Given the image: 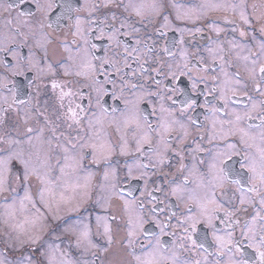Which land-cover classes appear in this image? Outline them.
Instances as JSON below:
<instances>
[{
	"label": "snow or ice",
	"instance_id": "snow-or-ice-1",
	"mask_svg": "<svg viewBox=\"0 0 264 264\" xmlns=\"http://www.w3.org/2000/svg\"><path fill=\"white\" fill-rule=\"evenodd\" d=\"M32 2L34 13H18L13 18L11 10L17 5L10 0H0V51H11L9 45H15L18 38L28 40L29 34L32 37L39 35L45 44L54 43L47 31L52 27L48 24L52 3L49 0ZM113 2L104 0V7ZM97 7L96 3L85 0L84 5L75 10L88 15L83 18L78 15L75 30L69 29L72 46L64 41L58 45L69 53L66 58L61 57L55 63L48 62L49 50L38 41V46L44 48L45 57L43 61H31V67L37 73L36 79L46 75L56 77L61 72L64 77L75 78L62 82L52 80L56 104L51 106V111L47 101L41 105L36 99L33 103L31 95L26 100L21 99L16 89H8V84L4 82L6 78L0 77V88L11 92V98L0 93V122H6L14 113L17 131L35 149L36 157L35 163L32 162V153L28 160H24L11 150V146L21 143L19 139L7 134L0 137V143L9 146L7 155L0 157V195L8 193L12 200L11 204L5 202V212L0 214V222L6 226L7 241L23 244L36 243L39 239L38 235H30L10 223L17 204L13 195L16 192L15 183L25 189V195L19 200L20 208L23 209L25 201H29L35 210L30 221L33 229L42 225L47 214L55 219L63 208L78 212L84 204L93 200L95 194L94 206L98 205L103 213L96 216L95 228L103 243L93 242L92 226L83 220L65 229L76 237V246L83 249V254L92 252V260L83 264H97V261L99 264H264V38L256 42V52L248 48L247 55L237 54L235 60H229L228 55L234 49L242 51L245 46L231 40L227 42L230 45L227 54L223 46L207 49L211 62L203 56L193 62L182 51L183 64H167L158 72L173 80L187 76L193 93L200 91L199 85L204 84V95L212 96L214 102L206 99L198 104L191 96L185 95L177 106L173 96L165 95L159 88L155 92L145 91L143 85H128L122 77L117 94V81L106 74L108 68L105 67L110 65L119 72L117 63L105 58L97 67L94 63L96 58L92 55L95 45L91 44L85 31V26L91 31V17ZM163 7L160 0H140L139 3L129 0L123 4L129 17L135 15L141 25L152 24L155 17L161 16ZM245 7L244 0H240L239 4L227 0L222 3L205 0L198 7L177 12L176 20L198 21L208 11L236 13L239 10L243 25L250 26L251 21L243 11ZM67 11H72L71 4L67 6ZM113 19L117 17L114 15ZM224 19L227 20V17ZM260 20L259 30L264 37V13ZM155 23L160 28H170L172 22L168 16H163ZM135 24L136 21L125 17L119 27H113V34L108 39L114 40L121 29L128 30L124 35H138L141 28ZM207 27L217 36L222 31L215 21ZM25 28L27 32L22 31ZM179 30L183 33L187 29ZM195 30L201 31L200 28ZM232 31L235 32L236 28ZM245 35L246 30L240 32V36ZM140 43L137 38L136 44ZM179 43L183 44V39ZM137 50L134 47L132 52ZM125 52L128 56L132 54L127 52V47ZM124 59L127 66V56ZM217 62L220 64L219 73L208 77L210 70L216 71L212 65ZM226 64L236 71H226ZM194 72L204 75H194ZM97 76H103V80L97 79ZM109 84L112 85L113 98L123 100V108L114 107L109 111L101 102L109 91ZM138 89L141 90L139 94ZM128 90L131 94L125 96ZM170 91L179 93L175 88ZM156 96L160 98V106L158 109L153 107L150 120L140 104L145 98ZM237 97L246 100L239 110L232 107L240 103ZM196 107L206 109L207 127L196 123L189 115ZM192 128L199 134V140L192 135ZM38 144L47 145L43 154ZM117 154L132 160H126L123 167H113L110 161ZM53 155L60 173L56 181L50 178ZM89 155V164L105 166L97 183L93 182L96 174L87 170L84 163ZM13 158L21 159L24 167L22 176L12 175L10 162ZM173 168L175 171H171ZM125 170L126 176L121 177L120 172ZM149 172L163 177V184L157 185L155 191L166 189V198L175 201L176 210L170 211L164 220L160 219L157 211V205L162 201L157 200V205L148 208L143 192L140 197L133 195L136 189L131 179H145L147 184ZM33 177L40 184L38 195L44 212L32 201L28 185ZM121 179L129 180L127 192L120 187ZM153 224L158 231H150L146 227ZM201 227L206 231H200ZM164 236L171 237L170 243L162 240ZM209 236L214 246L213 253H208L205 247ZM114 245L130 259L110 261L108 254ZM41 255L46 264H71L66 260L67 253L58 247H50ZM0 264H9V261L0 258ZM17 264H34L32 255L21 253ZM75 264L81 262L76 261Z\"/></svg>",
	"mask_w": 264,
	"mask_h": 264
},
{
	"label": "flooded vegetation",
	"instance_id": "flooded-vegetation-1",
	"mask_svg": "<svg viewBox=\"0 0 264 264\" xmlns=\"http://www.w3.org/2000/svg\"><path fill=\"white\" fill-rule=\"evenodd\" d=\"M11 3L17 5L13 10H11V17H17L18 13H24L28 15L35 12V6L32 0H10ZM52 3V9L48 14V24H51L52 27L47 28V31L51 34V38L54 43L51 45L45 44L39 35L32 37L29 34V39L24 40L23 38H18L15 45H9L11 51H0V77L6 78L4 82L8 84V89H16L20 93L21 99H28L31 95L33 97V103L36 102V99H39L41 105L45 101L48 102L51 106H55V95L51 88V82L53 79L58 82H62L65 79L74 80L73 77H64L62 72L59 76L53 77L51 75H46L41 79H36V71L31 67V61L33 59L43 61L45 57L44 48L38 46V41L41 44H44V47L48 48V62L55 63L61 57L66 58L69 53L64 52L62 47H58L61 41H64L71 45V36L69 29L75 30V24L77 16L87 17V13H77L75 10L84 5L85 0H49ZM89 2H94L97 4V10L92 14V24L91 31L87 30L85 26V31L87 38L90 40L91 44L95 45V48L92 49V55L96 58L94 63L99 67L100 61L107 58L109 60H114L117 63L120 71L117 72L115 68L110 65H106L108 68V73L111 78L117 81L116 92L119 95L120 92V79L121 77L126 81L128 85H143V90L155 92L157 88L160 89L165 95H172L176 105L179 106L180 101L184 99L185 95L191 96L193 100H196L198 104H202L207 99L208 101H213L212 96H205L204 89L205 85L200 84L197 93L191 91V81L187 76H183L180 79L173 80L170 76L166 77L163 73H159L158 70L165 68L167 64H183L184 60L181 58L182 51L186 52L187 59L195 62V59H198L200 56H203L205 60L211 62V57L207 52L209 47L213 49H218L220 46H223L225 53H228L230 45L228 41H233L236 44L245 46L244 49H234L230 55H228L229 60H235L237 54L247 55L248 48H251L253 52L257 51L255 47L256 42H259L262 38L260 32L261 24V14L264 13V0H244L246 7L243 9L245 14L251 21V25H243L242 21L239 19V10L236 13L231 11L225 12L222 10L208 11L206 16L198 21L194 20H176L177 12H186L190 8L198 7L200 4L204 3L205 0H160V3L163 4L161 10V16L155 17L152 24L141 25L139 20L135 15L129 17V14L124 11L123 4L129 2V0H114L113 3L109 4L108 7H104V0H89ZM134 2L139 3L140 0H134ZM212 3H222L224 0H208ZM230 3L239 4L240 0H227ZM71 4L72 11H67V6ZM175 6V7H174ZM116 16L117 19H113V16ZM163 16H168L171 23L170 28H160V25L155 23V20H161ZM125 17L129 18V21H136L135 26L141 28V32L137 34L124 35L127 29H121L120 34L115 36L114 40H109L108 37L113 34V27H119L120 23L125 20ZM227 17V20L224 19ZM215 21L217 26L222 29L219 36L210 30L207 25ZM200 28L201 31L197 32L195 29ZM236 28V31L233 32L232 29ZM159 29V31H156ZM179 29H187L183 33ZM247 31V35L240 36L241 31ZM22 31L27 32L28 29L25 28ZM255 37V41L253 40ZM139 38L141 43L136 44V40ZM183 39L184 43L180 44L179 41ZM117 41L119 44H117ZM83 44V41H80ZM74 47V46H73ZM125 47H127V52L132 53L130 56L125 52ZM137 48L136 52H132L133 48ZM74 54V53H73ZM125 56H127V66L125 65ZM43 67L44 64L42 63ZM212 67L216 71H209L208 77L217 75L220 71V64L217 62L213 64ZM225 70L229 72H234L236 69L229 65H225ZM166 70V69H165ZM194 75L203 76L204 73H195ZM97 79L103 80V76H97ZM159 81V84H157ZM211 81L209 80L208 88H211ZM109 89L107 95L102 97L101 102L104 104V107L111 111L112 108H123V100L116 99L112 96V85H107ZM178 89L179 93L174 94L170 89ZM37 90H39V95L37 96ZM140 89L137 90V94L140 93ZM0 93L8 95L11 98V92L5 91L3 88H0ZM130 90L125 91V96H130ZM240 103L232 105L236 109H242L246 100L242 97H237ZM168 104H171L172 101H167ZM84 104L87 105V100L84 101ZM160 98L159 96L145 98L140 107L144 111L145 115L152 119V110L153 107L159 108ZM196 123L204 125L207 127V121L205 120L206 109L196 107L193 111L189 113ZM17 117L13 113L11 114L6 122H0V137H5L7 134L14 139H19L21 143L11 146V150L14 153H18L20 157L24 160L29 159V154L32 153V162H36L35 149L32 145H29L23 136L17 131L16 125ZM63 130V129H62ZM192 135L199 140V134L196 132L195 128L191 129ZM75 135V133H73ZM48 133L45 134V140L47 139ZM113 139H115V134L113 132ZM191 140V137L189 138ZM35 142V141H34ZM42 149L41 154H43V149L47 148V145H37ZM194 147V145H189ZM207 146V144H205ZM9 146L4 143H0V155L7 154L6 149ZM90 155L88 159L85 160V165L87 170L92 171L96 174V179L93 181L97 183L99 178L102 176L104 165L101 164L91 165L89 164ZM131 162V157H121L118 154L113 157L110 161V164L113 167L119 165L123 167L125 161ZM50 163L53 165V172L50 174V178L53 181H56V178L60 175L59 169L56 165V157L53 155ZM10 168L12 175L17 174L23 175L24 167L20 158H13L10 162ZM169 171V169H165ZM175 171V168L171 169ZM84 173H81L83 175ZM121 177L126 176V170L120 172ZM131 184L136 189L133 193L136 197L141 196V192L144 193L145 203L148 208L157 205V200L162 201L157 205V211L160 216V219H166L167 215L170 214V211H175V201L170 198H166V189L165 191H155L157 185L163 184V177L160 174H148V182L146 184L145 179H131ZM16 188V192L13 193L15 197L22 196L25 193V189L22 185L13 184ZM129 186L128 179H121L120 187L127 192ZM40 187L39 181L34 177L30 180L28 185L29 191L31 192L32 198L35 201L37 208H40L41 204L38 202V188ZM59 190L57 189V194ZM231 194V193H230ZM0 196H8V193L2 194ZM153 197L157 199H153ZM95 194L92 201L84 204L78 212L68 211L66 208H63L58 214V218H55V226L51 224L50 221L53 220V216L49 214L46 217V220L49 218V225L46 229L45 240L51 245H57L61 251L67 253L66 260L70 261L71 264H75L76 261H80L83 264L84 261L92 260V252L83 254L82 248H77L76 246V237L70 232L65 231V229L72 224H77L80 220H83L85 223H90L92 226V240L95 243H103L102 239L96 234V216L102 215V210L98 205L94 206ZM163 209L162 212L159 210ZM241 218H243L241 216ZM45 220V221H46ZM149 227L150 231H158L155 228V225H146ZM200 231H206L201 227ZM1 235H5V231L0 230ZM2 238V237H0ZM162 240L170 243L171 237L164 236ZM47 243V244H48ZM45 244V246L47 245ZM32 245V244H31ZM37 245L28 246L29 252L31 253L33 260L36 264L39 263L38 255L35 252ZM42 246L45 252L48 248ZM205 247L208 248V253L214 252V246L212 245L211 237L209 236ZM42 248V249H43ZM0 250L3 253H6V250L1 247ZM250 251V250H249ZM17 252V251H16ZM20 251L17 252V256L9 260L10 264H16L18 258L21 257ZM205 253V255H208ZM14 254V253H11ZM26 255V252H23ZM130 259L127 257L126 253H123L119 250L117 245H114L113 250H110L108 254V259L110 261H119L120 259ZM211 259V256H209ZM42 262H45V258L41 256ZM97 264L99 262L97 261Z\"/></svg>",
	"mask_w": 264,
	"mask_h": 264
},
{
	"label": "rangeland",
	"instance_id": "rangeland-1",
	"mask_svg": "<svg viewBox=\"0 0 264 264\" xmlns=\"http://www.w3.org/2000/svg\"><path fill=\"white\" fill-rule=\"evenodd\" d=\"M6 155L7 154H2V155H0V157H4ZM24 195H25V193H23L22 196L16 197L17 204H16V208H15V215L11 219L10 223H12L14 225H18L20 230L26 231L30 235H38L39 239L36 241V243L24 242L23 244H20V243H14V242H11V241H7V236L0 234V237H2V238H0L1 247L6 250V253H3L0 250V258H6L9 261L13 257L17 256L16 254H17L18 251H20V253L26 252V255H29V254H31L29 252V249H30L29 247L33 246V245H37L36 248H35V252L38 255V259H39V263L38 264H40V262H42L41 253H42V250H44V248L42 246H45V244L48 243L47 240H45L44 237H45V234H46V229H47V227L49 225V218L46 220V217L49 214H47L46 217L43 219L42 225L38 229H33L31 224H30V221H31L33 215L35 214V210L32 208L31 202L25 201V205H24L23 209H21L20 206H19V200ZM32 201H34L33 198H32ZM5 202H7L8 204H11L12 200L8 196H3V197L0 196V214L5 212V208L3 207ZM38 202L40 203V199L38 200ZM40 210H41V212L45 211V209H44L42 204L40 206ZM55 223H56L55 219L51 220L50 221V226L52 224L53 225L52 227H54ZM0 230H3V231L6 232V226L2 222H0ZM10 243L12 244L11 247L8 246ZM46 247L49 250L50 247H58V246L55 245V244L51 245L50 243H48L45 246V248ZM60 250H62V249H60ZM11 253H14V254H11ZM20 253H18V254H20ZM57 255H59V254H57ZM19 260H20V258L17 259L16 264H17V262ZM9 264H10V262H9ZM34 264H36L35 261H34ZM44 264H46V263H44Z\"/></svg>",
	"mask_w": 264,
	"mask_h": 264
}]
</instances>
